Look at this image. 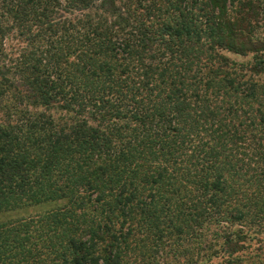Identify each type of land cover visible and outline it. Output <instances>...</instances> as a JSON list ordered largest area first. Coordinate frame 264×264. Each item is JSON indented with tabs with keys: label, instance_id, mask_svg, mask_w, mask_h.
Listing matches in <instances>:
<instances>
[{
	"label": "trees",
	"instance_id": "1",
	"mask_svg": "<svg viewBox=\"0 0 264 264\" xmlns=\"http://www.w3.org/2000/svg\"><path fill=\"white\" fill-rule=\"evenodd\" d=\"M0 264H264V0H0Z\"/></svg>",
	"mask_w": 264,
	"mask_h": 264
},
{
	"label": "rangeland",
	"instance_id": "2",
	"mask_svg": "<svg viewBox=\"0 0 264 264\" xmlns=\"http://www.w3.org/2000/svg\"><path fill=\"white\" fill-rule=\"evenodd\" d=\"M224 55L226 56L228 61H233L237 64H241V63H246L247 61H249L251 59L250 55H247L245 57H240V56H236L230 53H224ZM46 206H38V207H28L26 209L23 210H19L17 212L14 213H10V215H7V217L11 216V217H16V216H26V215H32L36 212H39L41 210L46 209Z\"/></svg>",
	"mask_w": 264,
	"mask_h": 264
}]
</instances>
